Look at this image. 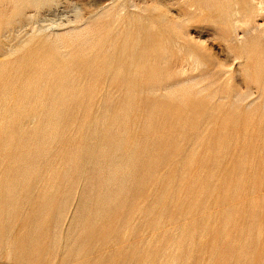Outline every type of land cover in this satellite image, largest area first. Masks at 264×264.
<instances>
[{"label":"rangeland","instance_id":"obj_1","mask_svg":"<svg viewBox=\"0 0 264 264\" xmlns=\"http://www.w3.org/2000/svg\"><path fill=\"white\" fill-rule=\"evenodd\" d=\"M0 264H264V0H0Z\"/></svg>","mask_w":264,"mask_h":264}]
</instances>
